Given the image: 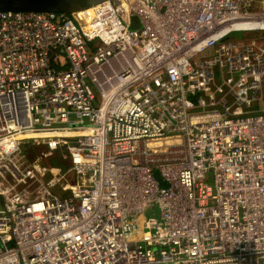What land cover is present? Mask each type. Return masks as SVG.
I'll return each instance as SVG.
<instances>
[{
	"label": "built area",
	"instance_id": "built-area-1",
	"mask_svg": "<svg viewBox=\"0 0 264 264\" xmlns=\"http://www.w3.org/2000/svg\"><path fill=\"white\" fill-rule=\"evenodd\" d=\"M260 30L264 0L0 10V264H264Z\"/></svg>",
	"mask_w": 264,
	"mask_h": 264
},
{
	"label": "water",
	"instance_id": "water-1",
	"mask_svg": "<svg viewBox=\"0 0 264 264\" xmlns=\"http://www.w3.org/2000/svg\"><path fill=\"white\" fill-rule=\"evenodd\" d=\"M101 0H0V10L72 12Z\"/></svg>",
	"mask_w": 264,
	"mask_h": 264
},
{
	"label": "rangeland",
	"instance_id": "rangeland-1",
	"mask_svg": "<svg viewBox=\"0 0 264 264\" xmlns=\"http://www.w3.org/2000/svg\"><path fill=\"white\" fill-rule=\"evenodd\" d=\"M253 35V36H263L264 37V30H260V31H251V32H237L236 36L238 38L243 37L245 35ZM26 149L27 151L30 153L31 156H35L39 150L43 149V145H38L36 147L33 146V143L28 142L27 141V145H26ZM85 175V174H84ZM70 179V177H68ZM82 179V178H80ZM60 185L58 184L57 186L54 187V191L57 193H60V189H59ZM163 207V203L161 200H153V202L151 203L150 206H148V208L142 212H140L138 214V221L141 220L142 218L145 217H149V216H153V217H157L159 219L160 225L164 226L165 223V218L162 216L161 214V209ZM133 219L132 218H127L125 220L126 224L130 227L132 226L133 223Z\"/></svg>",
	"mask_w": 264,
	"mask_h": 264
}]
</instances>
